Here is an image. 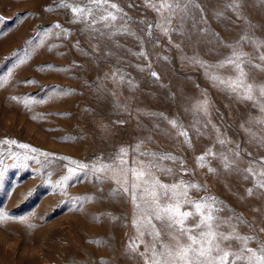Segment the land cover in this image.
<instances>
[{
    "label": "rangeland",
    "instance_id": "1",
    "mask_svg": "<svg viewBox=\"0 0 264 264\" xmlns=\"http://www.w3.org/2000/svg\"><path fill=\"white\" fill-rule=\"evenodd\" d=\"M114 2L131 19L115 22L116 28L126 27L127 33L109 36L107 33L116 28L103 29L105 35H101L86 30L84 23H73L71 10L59 7L61 0H0V17H3L0 19V77L24 56L25 49L30 55L26 63L14 69L11 80L0 86V153H3L5 164H14L7 159L10 148L14 152L24 150L3 141L12 139L26 143L51 154L47 160L40 159L46 165L43 169L45 177L51 172V179L56 181L67 172L68 160L60 157L88 163L102 156L107 161L123 146L129 149V164L133 159L151 160L134 150L143 140L141 151L172 153L184 161L183 165L170 160L158 161L175 170V175L158 173L163 182L172 183L183 178L206 186V190L192 191L190 195L196 199L215 197L222 202L216 205L219 209L216 215L224 220L232 217L230 223H237L236 217L242 215L255 232L247 225L237 224L238 233L256 235L264 240V233L259 231L264 227V196L258 194L260 190L255 189L251 178L244 180L240 175H228L223 171L217 176L209 173L207 168L198 167L195 157L213 146L215 134L211 126L204 128L201 122L197 127L203 134L198 137L192 126L193 115L191 111H185L193 104V98L202 99L207 90V97L212 102V121L231 140L240 142L241 148L252 152V158L264 156V150H257L247 143L248 136L241 128L249 113L259 115L258 109L251 102L237 101L234 96L213 87L203 68L181 60V56L196 54L209 64L222 60L231 50L222 46L213 33H218L224 43L230 44L242 35L244 20L225 9L230 0H198L207 25L200 23L201 14L197 11L196 26L193 27V20L188 19L183 34L179 31L177 16L172 21V28L177 31L165 35L153 27L149 37L146 25H155L157 13L148 8L144 0ZM46 8L53 11H45ZM240 10L255 26L254 35L264 40V0H243ZM214 11L223 15L217 19ZM56 23L71 35L61 33L57 36L60 29H53L45 38L44 33ZM41 39L44 44L38 46ZM243 48L245 52H253L248 41L244 42ZM141 51L147 53V59L136 55ZM255 62L259 63L258 60ZM47 65L70 70L58 72ZM114 69H120L118 76H124L122 85L112 82ZM246 70L250 80L264 82V72L250 66ZM151 71L159 78L152 77ZM219 71L230 74L227 68ZM26 80L36 83L25 86ZM129 80L132 86L127 83ZM53 86L74 91L70 95L48 99L43 104L31 105L30 109L11 99L16 96L22 100L25 95L37 100L47 98ZM117 103L120 107L115 106ZM152 113H163L168 120L175 119L182 124L192 148L183 143V136H179L167 120ZM245 127L251 126L245 124ZM228 147L234 145H225L224 150ZM213 150L219 152L221 146L215 144ZM244 159L249 157L245 154ZM207 160L213 168L221 169L218 159L209 156ZM27 164V167H7L0 177V208L16 216L35 213L30 222L37 227L29 229L27 224L18 221L0 224V264H100L101 260L107 264H144V258L138 252L128 250L129 241L136 235L131 223L132 205L126 194L113 193L118 187L114 182L105 180L101 183L80 174L70 182L68 196L63 197L58 190L50 194V185L36 175L40 164L34 160ZM241 167L246 168L247 164H241ZM248 188L254 189L252 196H248ZM29 191L31 196L27 195ZM86 196L95 199L93 202L77 201L81 211L69 210L73 203L70 197ZM94 216L99 218L93 219ZM157 227L167 241L168 229L159 222ZM220 230L230 231L227 225ZM144 239L151 242L148 235ZM9 242L15 243L8 246ZM229 243L230 251L239 250L238 241L225 242L223 246L228 247ZM249 246L256 248L257 243L250 242ZM138 251H144V244L139 245ZM233 259L229 257L230 262Z\"/></svg>",
    "mask_w": 264,
    "mask_h": 264
},
{
    "label": "snow or ice",
    "instance_id": "2",
    "mask_svg": "<svg viewBox=\"0 0 264 264\" xmlns=\"http://www.w3.org/2000/svg\"><path fill=\"white\" fill-rule=\"evenodd\" d=\"M243 0H230L225 4L226 10H231L235 13L238 19L244 20V29L242 35L232 43H224L218 33H213L222 46L229 48L230 54L215 64H209L199 57L198 54L192 57L181 56V60H188L194 65L204 69V74L209 79L213 87L234 96L237 101L251 102L254 108L258 109L259 115L254 116L252 113L248 114L246 121L241 123V128L248 136L247 143L257 148V150H264V82L256 83L254 79H249V72L246 70L247 66L259 69L264 72V40L254 35V25L247 20L243 12L240 10V5ZM145 5L157 13L158 21L155 25L149 23L147 27V35L152 36L153 27L159 29L162 34L167 35L170 31H177L172 28V21L177 16L180 20L181 34H183V27L185 21L193 20V27L196 26L195 17L196 12L201 14L200 23L207 25L206 17L204 16V9L198 3V0H144ZM59 7L70 9L73 14L72 22H81L85 24L86 30L99 32L105 35L103 29L116 28L115 22L124 20L127 13L114 0H72L71 3L67 0H61ZM45 11H53L52 8H46ZM223 15L221 12L214 11V16L219 19ZM227 18V17H225ZM3 19V17H0ZM96 25H101L98 28ZM53 29H60L57 33L71 35L68 30L63 29L59 23L52 25L45 33L47 38ZM208 31L207 28L204 30ZM126 27L116 28L115 31H109L107 35L114 36L118 33H127ZM134 35V33H132ZM171 42V37H169ZM248 41L252 47L253 52H245L243 45ZM143 43V41H142ZM44 44V39H41L40 45ZM179 48V45H176ZM55 47V46H54ZM78 47V45H77ZM88 55V53H84ZM147 59V53L141 51L136 54ZM30 59V55L25 49V54L18 62L13 65V68L7 70L6 75L0 77V86L7 84L13 75L15 68L23 65ZM165 59H167L165 57ZM259 61L256 63L255 61ZM149 62V68H150ZM47 68L66 72L70 69L55 68L53 65H47ZM227 68L230 74H221L219 70ZM216 69L217 71H212ZM42 70V69H41ZM144 69H141L143 71ZM120 69H114L111 79L114 84L122 85L124 76L119 75ZM150 75L156 77L158 74L151 71ZM105 77L108 74L105 73ZM100 79L99 77L97 78ZM35 80L24 81L25 86L34 85ZM132 86V81H127ZM103 87V84H101ZM199 87V85H197ZM72 89H60L53 86L52 91L47 98L37 100L35 97L25 95L23 99L13 96L12 100L23 104L25 109H30L31 105L46 103L48 99L53 97H63L73 93ZM112 95L116 93L113 91ZM194 102L190 108H185V111H191L193 115L192 126L196 129L197 136L203 134L200 128L197 127L203 122L204 128L211 126L212 132L215 134L213 146L206 148L203 154L195 157L199 168H207L209 173L219 175L221 171L228 175L237 174L243 177L244 180L253 179L254 187L259 195L264 196V156L252 158V152L247 148H241L240 142H234L229 138L226 132H222L221 128L215 124L211 119V104L212 102L207 97V90H204L203 98H193ZM116 107H120L117 103ZM127 110V106H125ZM139 111V110H137ZM153 116L163 117L167 122L177 129V134L183 136V143L189 148H192V142L187 130L177 120H168L163 113H152ZM36 119V117H33ZM120 123H123L122 121ZM245 124L251 127H245ZM156 127H159L158 125ZM51 130V129H49ZM8 145H15L22 149V152L8 151L7 159L14 161L13 165H6L3 158V153H0V177H3L7 167L22 166L27 167L29 160H34L40 164L41 167L36 170V175L40 176L43 183L50 185V194H55L57 190L59 195L63 197L68 196L67 189L74 177L83 174L85 179L92 177L94 180L103 183L105 180H111L118 187L113 189V193L117 191L126 194L132 205V226L135 229V237L129 241L128 250L131 252H138L144 258V264H264V240H260L256 235H240L237 231V224L247 225L255 232L252 225L244 220L242 215L236 217L237 223H230L233 219L229 217L224 220L215 213L219 211L216 208L217 204H221L215 197L204 196L199 199L193 198L190 193L192 191L206 190V186H202L199 182L185 181L183 178L172 183L163 182L158 173H165L168 175H175V170L171 167H166L158 161L170 160L173 162L184 163L181 157L173 155L172 153H157L151 150L141 151V140L135 146V151L140 156L151 157V160L144 161L133 159L129 164L128 155L129 149L121 147L114 157L105 161L103 157H99L91 162L85 163L77 160H72L68 157H60V159L68 160L66 174L60 179L53 181L51 179L52 173L48 172L44 175V162L51 155L48 152L41 151L26 143H18L16 140L6 139L3 141ZM215 144L221 146V151H214ZM225 145H234L224 150ZM245 154L249 159H244ZM218 159L221 164V169L213 168L207 157ZM241 164H247V167H241ZM187 170L185 169V173ZM195 174L194 172L192 173ZM35 178V177H34ZM14 191V189H13ZM102 191V189H101ZM248 196L254 194L253 188H248ZM28 196L32 195L29 191ZM72 207L70 211H81L82 208L77 207V201L93 202L95 197H70ZM191 210H185V209ZM35 213H30L28 216H16L10 214L4 208H0V224H5L8 221H18L22 224H27L29 229H34L37 225L30 222V218ZM94 216L93 219H98ZM115 219V217L113 218ZM157 222L163 224L167 229L168 240L162 238V232L157 227ZM227 225L230 231L227 233L220 229ZM264 233V227L259 229ZM148 235L151 237V242H147L144 237ZM238 241L240 247L238 251H230V243L225 247V242ZM92 242V241H90ZM250 242H256L257 247H250ZM99 243V241H96ZM144 244V251L139 252V245ZM234 257L230 262L229 257ZM100 264H107L101 260Z\"/></svg>",
    "mask_w": 264,
    "mask_h": 264
},
{
    "label": "clouds",
    "instance_id": "3",
    "mask_svg": "<svg viewBox=\"0 0 264 264\" xmlns=\"http://www.w3.org/2000/svg\"><path fill=\"white\" fill-rule=\"evenodd\" d=\"M12 243H15V242H9V245L8 246H11ZM37 251H39V249H37Z\"/></svg>",
    "mask_w": 264,
    "mask_h": 264
}]
</instances>
